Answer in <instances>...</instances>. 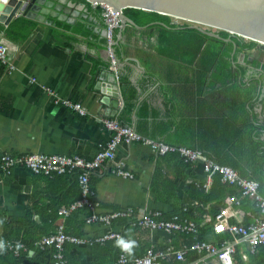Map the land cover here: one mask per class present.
I'll list each match as a JSON object with an SVG mask.
<instances>
[{"label":"crops","instance_id":"obj_1","mask_svg":"<svg viewBox=\"0 0 264 264\" xmlns=\"http://www.w3.org/2000/svg\"><path fill=\"white\" fill-rule=\"evenodd\" d=\"M60 1L73 9L54 12L61 20L46 16L48 23H39L17 16L8 26H0V43L7 47L13 66L9 70L0 64V157L43 154L91 159L110 139L111 132L99 121L108 118L143 137L199 150L257 181L264 194V63L254 56L255 48L238 51L232 44L226 51L231 42L225 40L215 39L212 47L205 35L153 24L139 29L121 24L112 46L116 76L96 6ZM22 23L32 25L24 37L18 33ZM47 90L81 104L84 114L56 103ZM113 98L118 99L117 109L110 106ZM115 168L133 178L115 176L111 172ZM214 178L204 173L200 162H185L175 152L157 155L148 146L131 142L121 143L114 159L94 171L90 188L98 212L132 208L159 211L163 219L179 215L206 230L202 240L217 242L226 234H213L214 214L222 213L228 224L246 226L257 212L248 198L239 197L236 187L220 180L213 185ZM191 188L206 191L204 205L194 199ZM234 196L239 197L238 205L231 201ZM78 198L73 176L49 179L23 168L9 174L0 169V239L35 242L49 235L59 221L57 210ZM85 215L79 210L65 221V230L84 241L66 245L68 264H113L120 249L113 241L95 243L106 229L85 224ZM114 228L136 241L130 257L167 244L177 249L185 245L174 235L125 222ZM237 254H246L242 261L248 263L245 246L238 247ZM14 258L6 251L0 264H15ZM196 260L198 256L185 262ZM19 264H51L50 253L29 250ZM206 264L218 263L210 258Z\"/></svg>","mask_w":264,"mask_h":264},{"label":"built area","instance_id":"obj_2","mask_svg":"<svg viewBox=\"0 0 264 264\" xmlns=\"http://www.w3.org/2000/svg\"><path fill=\"white\" fill-rule=\"evenodd\" d=\"M106 50L110 59V68L116 70V60L113 55L112 45L114 33L121 28V22L118 13L112 9L101 6ZM172 23L180 25L186 23L182 20L171 18ZM0 64L7 66L9 70L13 69L8 63V50L3 43H0ZM117 76V74H116ZM55 96V102L61 106L70 109L80 115L84 114L81 104L58 98L50 90H47ZM57 97V98H56ZM100 123L111 132V136L105 148L99 150L91 159H85L79 156L66 155H8L0 157V169L3 173L9 174L14 168H23L33 175L44 176L52 179L60 175L73 176L76 180L80 196L77 200L66 206H61L57 213L59 221L55 224L54 230L49 235L43 236L33 243V248L50 253L51 264H68L65 247L68 244H82L84 241L76 236L66 233L65 221L73 213L84 210V223L87 225L96 224L103 226L106 231L97 237L94 242L103 244L106 241L116 243L117 239L124 238L114 226L119 222H125L128 226L148 231H161L167 235L185 234L190 235L195 240L198 234V227L194 222L184 219L182 216L173 215L168 219H163L161 212H136L132 208H123L111 210L108 212H98V203L93 198L90 188V177L97 169L104 164L111 162L115 157L117 147L121 143L138 142L148 146L153 153L163 155L169 152L177 153L185 162H200L203 165V171L208 177L218 176L223 184L236 187L239 190V197L248 198L257 216L246 225L228 224L227 218L222 213L215 214L210 221L212 222V232L215 235L226 234L230 238L221 241L208 242L205 240L194 241L189 246L183 245L181 248L167 244L162 249H147L142 256L130 257L128 253L120 250L113 264H162V262L174 259L181 264H206L208 259H215L218 264H234V255L238 252V247L245 246L246 252L253 254L255 250L264 247V194H261L259 183L251 178L240 176L232 168L221 165L205 155L199 150L186 147L170 146L163 142L152 140L141 136L132 128L120 124L114 119L101 118ZM112 174L124 179H132L133 175L121 168L111 170ZM239 197H231V201L239 204ZM6 251L13 257L19 258L22 254L28 252L29 247L19 241L23 247L17 252L15 245L17 242L4 240ZM196 253L198 260L185 262V257L189 253ZM242 260L247 259L246 254H242ZM206 260V262H205Z\"/></svg>","mask_w":264,"mask_h":264},{"label":"water","instance_id":"obj_3","mask_svg":"<svg viewBox=\"0 0 264 264\" xmlns=\"http://www.w3.org/2000/svg\"><path fill=\"white\" fill-rule=\"evenodd\" d=\"M92 6H105L118 13L122 25L139 29L124 11L127 8L140 9L176 18L188 23V28L201 34L232 43L239 37L258 44L254 56L264 63V0H83ZM68 4V3H67ZM60 0H0V26H8L13 18L21 16L28 20L47 22L46 16L55 17L54 12L66 14L72 11L70 5ZM161 25V23H154ZM226 32L222 39L218 32ZM105 35V31H104ZM113 46V45H112ZM113 97L117 96L115 81L112 82ZM118 99H111L110 106L118 107Z\"/></svg>","mask_w":264,"mask_h":264},{"label":"trees","instance_id":"obj_4","mask_svg":"<svg viewBox=\"0 0 264 264\" xmlns=\"http://www.w3.org/2000/svg\"><path fill=\"white\" fill-rule=\"evenodd\" d=\"M73 1L76 2V3H82V4H84L87 7L90 6L89 4L85 3L83 0H73ZM95 10H96L98 15L102 16V10H101V8L99 6H96ZM124 13L129 19H131L139 27H144V26H147V25H150V24L155 25L154 23H161L163 26H161V25H155V26H161L162 29L163 28H170V29H175L176 28L178 32H188V33H191L194 36H204L203 34L198 32L197 30L188 28V24L182 23L180 25H175V24L172 23V20H171L170 17L158 14L156 12H149V11H144V10H140V9L127 8V9H125ZM102 18H103V16H102ZM31 27H32V25H30V24L22 23L20 25L19 29H18V33L22 37H24L26 35V32L28 30H30ZM218 35L222 39L228 38V34L226 32L219 31ZM210 41L215 42L216 40L210 38ZM232 44L234 46H236V49L238 51L250 50V49H254V48L258 47V44L255 43V42H252V41L245 42L239 37H233L232 38V43H227L226 44L227 47H225V50L229 51L231 49V47H232ZM214 177L215 178H214L212 184L213 185H218L220 183L219 182L220 179H219L218 176H214ZM75 182H76V180H75ZM190 190L192 192H194V193L196 192L195 194L192 195L194 197V199L198 203L204 205L205 202H206V191L204 189H201V188H191ZM79 196H80V192H79ZM178 212L179 211H177L176 213H178ZM58 217H59V215H58ZM195 222L199 223V220L195 219ZM66 233H68V232L66 231ZM205 233H206L205 229L199 228L198 229V234L196 235L195 240H193L192 236L184 235V234H174V237L177 238V239H181L183 241V244H185L186 246H189L192 243H194V241L202 240L204 235H205ZM224 238H230V237L228 235H224ZM19 241L25 243L29 247V250H33L34 249L33 248L34 240L33 241H29V240L21 239ZM191 254H192V256H190ZM26 255H27V252L22 254L19 258H14L12 256L15 259V261H16L15 264L21 263V260H22L23 256H26ZM190 257H192V258H190ZM196 257H197L196 253H194V252L189 253V255H187L185 257V259H186L185 261H189L190 259H193V258H196ZM233 259H234V264H250V263H253V264H264V247L263 246L258 247L253 254H249L248 253V261H247L248 263L243 262L241 257H240V255L237 254V253L234 255ZM162 264H181V263L176 261V260H174V259H170L169 261L162 262Z\"/></svg>","mask_w":264,"mask_h":264},{"label":"clouds","instance_id":"obj_5","mask_svg":"<svg viewBox=\"0 0 264 264\" xmlns=\"http://www.w3.org/2000/svg\"><path fill=\"white\" fill-rule=\"evenodd\" d=\"M3 221H0V224H2ZM116 247H118L122 252L128 253L129 255L132 254V251L135 247H137L136 241L134 240H125L124 238H119L116 241L115 244ZM23 245L19 242L15 245V251H19ZM6 245L5 241L3 239H0V255H3L6 252Z\"/></svg>","mask_w":264,"mask_h":264},{"label":"rangeland","instance_id":"obj_6","mask_svg":"<svg viewBox=\"0 0 264 264\" xmlns=\"http://www.w3.org/2000/svg\"><path fill=\"white\" fill-rule=\"evenodd\" d=\"M242 40L245 42H248V40H245V39H242ZM214 44H216V43L212 42V41H210V43H209V45H211L212 47L214 46ZM209 51L212 52V49L210 48Z\"/></svg>","mask_w":264,"mask_h":264}]
</instances>
